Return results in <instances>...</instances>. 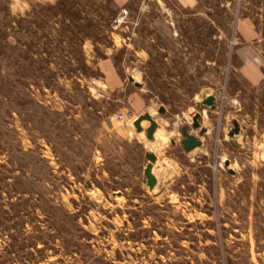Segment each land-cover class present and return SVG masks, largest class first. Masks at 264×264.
I'll use <instances>...</instances> for the list:
<instances>
[{
  "label": "rangeland",
  "instance_id": "obj_1",
  "mask_svg": "<svg viewBox=\"0 0 264 264\" xmlns=\"http://www.w3.org/2000/svg\"><path fill=\"white\" fill-rule=\"evenodd\" d=\"M1 32L0 264H264V0H0Z\"/></svg>",
  "mask_w": 264,
  "mask_h": 264
},
{
  "label": "water",
  "instance_id": "obj_2",
  "mask_svg": "<svg viewBox=\"0 0 264 264\" xmlns=\"http://www.w3.org/2000/svg\"><path fill=\"white\" fill-rule=\"evenodd\" d=\"M130 80L133 81V77L130 76ZM203 104L209 105V106H213L214 103V96L213 95H209L207 97H205L202 100ZM164 109L161 108L160 111H163ZM200 116L199 113H196L193 116V126L197 127L199 126V122H198V117ZM143 120H147L149 122V125L146 128V137L150 140H153V134L157 128V122L156 120H154L150 113L146 112L142 115H140L134 122V126L136 128L137 131H141L142 130V125L141 122ZM206 131V128H201L200 130V134H203ZM234 132H238V124L235 122V127L233 129V131L231 132V134H233ZM181 133L184 135V138L182 139V143H183V148L185 151H189L192 148L198 146L201 144V141L196 138V136L188 133L187 131V126L183 125L181 127ZM145 157L148 159V163L146 164L143 173L144 176L146 178V184L148 185V187L150 189H152L154 187V185L156 184V177L154 176V174H152V164L155 162L156 160V155L153 152L147 151L145 153Z\"/></svg>",
  "mask_w": 264,
  "mask_h": 264
},
{
  "label": "trees",
  "instance_id": "obj_3",
  "mask_svg": "<svg viewBox=\"0 0 264 264\" xmlns=\"http://www.w3.org/2000/svg\"><path fill=\"white\" fill-rule=\"evenodd\" d=\"M7 37H8V34L1 32V38H0V72H1V69H3V68L7 69L8 71H11V67H12L11 52L13 50V45H10L6 42ZM2 41L6 45V50L3 47ZM6 52H7V54H6ZM8 76H11L10 72H8ZM25 77H26V79H28V76H25ZM0 84H2L1 80H0ZM7 84L12 85L11 81L5 80L4 85H7ZM3 220H9V219L3 218L2 220H0V227H2L4 230L9 229L11 226L6 225L4 222H2Z\"/></svg>",
  "mask_w": 264,
  "mask_h": 264
},
{
  "label": "bare ground",
  "instance_id": "obj_4",
  "mask_svg": "<svg viewBox=\"0 0 264 264\" xmlns=\"http://www.w3.org/2000/svg\"><path fill=\"white\" fill-rule=\"evenodd\" d=\"M133 79L136 81L135 78H133ZM143 121H147V120H143ZM142 122H141V125L144 123V122L143 123ZM166 123L167 122H164V125H166ZM170 135H171V133L168 132L165 129V127L162 125L160 128H156V130L153 134V140L146 139L142 132H141V135L139 137L144 139V145H145V147H147L148 150H151V151L156 153V152H160L161 149L167 144V142L169 141Z\"/></svg>",
  "mask_w": 264,
  "mask_h": 264
},
{
  "label": "crops",
  "instance_id": "obj_5",
  "mask_svg": "<svg viewBox=\"0 0 264 264\" xmlns=\"http://www.w3.org/2000/svg\"><path fill=\"white\" fill-rule=\"evenodd\" d=\"M116 4L122 5L125 4L128 0H113ZM183 1L186 5H191L195 0H180ZM250 33H252V27H250ZM251 35V34H250Z\"/></svg>",
  "mask_w": 264,
  "mask_h": 264
},
{
  "label": "built area",
  "instance_id": "obj_6",
  "mask_svg": "<svg viewBox=\"0 0 264 264\" xmlns=\"http://www.w3.org/2000/svg\"><path fill=\"white\" fill-rule=\"evenodd\" d=\"M124 115L123 114H118L117 117L118 118H122Z\"/></svg>",
  "mask_w": 264,
  "mask_h": 264
}]
</instances>
